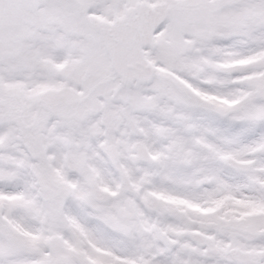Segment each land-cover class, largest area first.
Listing matches in <instances>:
<instances>
[{
	"label": "snow or ice",
	"instance_id": "obj_1",
	"mask_svg": "<svg viewBox=\"0 0 264 264\" xmlns=\"http://www.w3.org/2000/svg\"><path fill=\"white\" fill-rule=\"evenodd\" d=\"M0 264H264V0H0Z\"/></svg>",
	"mask_w": 264,
	"mask_h": 264
}]
</instances>
